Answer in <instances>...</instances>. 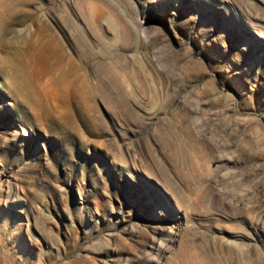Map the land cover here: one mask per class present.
I'll return each mask as SVG.
<instances>
[{
	"label": "rangeland",
	"instance_id": "obj_1",
	"mask_svg": "<svg viewBox=\"0 0 264 264\" xmlns=\"http://www.w3.org/2000/svg\"><path fill=\"white\" fill-rule=\"evenodd\" d=\"M0 264H264V0H0Z\"/></svg>",
	"mask_w": 264,
	"mask_h": 264
},
{
	"label": "bare ground",
	"instance_id": "obj_2",
	"mask_svg": "<svg viewBox=\"0 0 264 264\" xmlns=\"http://www.w3.org/2000/svg\"><path fill=\"white\" fill-rule=\"evenodd\" d=\"M37 38H38V37H37ZM46 49H47V48H46ZM44 51H45V50H44ZM52 51H53V49H52ZM48 52H49V51H48ZM48 52H47V53H48ZM45 53H46V52H45ZM53 53H54V52H53ZM38 60H39V59H38Z\"/></svg>",
	"mask_w": 264,
	"mask_h": 264
}]
</instances>
